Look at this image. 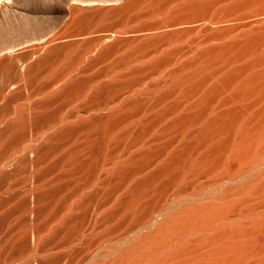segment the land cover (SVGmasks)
Listing matches in <instances>:
<instances>
[{"label":"bare ground","instance_id":"bare-ground-1","mask_svg":"<svg viewBox=\"0 0 264 264\" xmlns=\"http://www.w3.org/2000/svg\"><path fill=\"white\" fill-rule=\"evenodd\" d=\"M38 2L0 0V264H264V0Z\"/></svg>","mask_w":264,"mask_h":264},{"label":"rangeland","instance_id":"rangeland-1","mask_svg":"<svg viewBox=\"0 0 264 264\" xmlns=\"http://www.w3.org/2000/svg\"><path fill=\"white\" fill-rule=\"evenodd\" d=\"M44 1H46V0H44ZM44 1L41 0L42 3H41V2H38L37 5H38L39 3H41V4L43 5V2H44ZM50 1H53V2H54V0H50ZM50 1H49V5H48V3H45V2H44L45 5L47 4V6H48V8H46V9H49V8L51 7V6H50V3H53V2H50ZM46 2H48V0H47ZM58 2H59V1H58ZM73 2H74V1H73ZM74 3H76V2H74ZM158 3H159V2H158ZM41 4H40V6H41ZM156 4H157V3H155V6H154L153 4H152V5L156 8V6H158V5L160 6L162 3H161V4L159 3L158 5H156ZM163 4H164V3H163ZM163 4H162V5H163ZM45 5H43V6H44V7H43L44 9H45V7H47V6H45ZM58 5H59L58 3H57V6L54 4L55 7H58V8H55V7H54V8H55L57 11L60 12L61 9H63V7L61 6V7H62V8H61V7L58 6ZM162 5H161V6H162ZM159 6H158V7H159ZM161 6H160V7H161ZM165 6H166V5H165ZM165 6H162L161 8H156V9H160V10H161V9H164ZM41 7H42V6H41ZM154 7H153V8H154ZM60 8H61V9H60ZM57 14L59 15V13H57ZM52 20H53V18H52ZM98 22H99V23H97V22L95 23V26H96V24H99V25H100V23H102L101 25L104 26L103 21H101V22L98 21ZM105 22L107 23L108 21H105ZM105 22H104V23H105ZM106 23H105V24H106ZM108 23H109V24H108ZM108 23L105 25V26L107 27V29L109 28L108 26L111 27V25H110V21H109ZM99 25H98V27H99ZM101 25H100V26H101ZM107 25H108V26H107ZM99 28L101 29L102 27H99ZM107 29H106V30H107ZM98 30H99V29H98ZM101 30H102V31H101ZM101 30H100V31H97V26H96V31H97V33H98V32L106 31V30L104 29V27H103ZM96 31H95V32H96ZM189 35H190V34H189ZM188 37H189V36H188ZM192 37H193V36L190 35V37H189V41H190V38H192ZM141 74L144 76L146 73H144V74H143V73H140V75L137 74V76H138V75L141 76ZM147 75L151 76V79H152V75H150L149 73H147ZM131 76H132V75H129V77H131ZM133 76H135V77H134L135 79L137 78L136 75H133ZM139 76H138V78H142V77H143V76H141V77H139ZM149 76H148V77H149ZM129 77H127V80H126V81L129 80V79H128ZM144 77H145V78H144ZM144 77H143V78H144V80H145L147 77H146V76H144ZM138 78H137V79H138ZM123 79L125 80L126 78H123ZM131 79L133 80V77H132ZM148 79H149V80H145L146 82H143L144 84H142V85L147 84V83L150 81V77H149ZM124 80H123V81H124ZM144 80H143V81H144ZM128 82H129V81H128ZM128 82H127V83H128ZM122 83H123V85H124L125 82H122V81H121V84H122ZM127 83H126V84H127ZM129 83H131V80H130ZM119 84H120V83L116 84L115 86H117V85H119ZM121 84H120V86H121ZM123 85H122V87H123ZM129 85H130V84H127V86H129ZM125 86H126V85H125ZM127 86H126V87H127Z\"/></svg>","mask_w":264,"mask_h":264}]
</instances>
